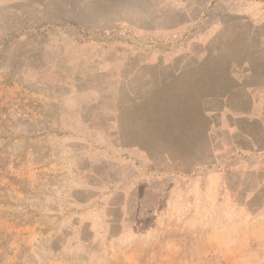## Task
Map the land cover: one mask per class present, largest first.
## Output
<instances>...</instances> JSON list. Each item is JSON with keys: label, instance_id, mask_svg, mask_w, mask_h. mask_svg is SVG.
Instances as JSON below:
<instances>
[{"label": "rangeland", "instance_id": "rangeland-1", "mask_svg": "<svg viewBox=\"0 0 264 264\" xmlns=\"http://www.w3.org/2000/svg\"><path fill=\"white\" fill-rule=\"evenodd\" d=\"M71 4L51 93L0 47V264H264V0Z\"/></svg>", "mask_w": 264, "mask_h": 264}, {"label": "crops", "instance_id": "crops-1", "mask_svg": "<svg viewBox=\"0 0 264 264\" xmlns=\"http://www.w3.org/2000/svg\"><path fill=\"white\" fill-rule=\"evenodd\" d=\"M70 12L71 0H0V47L7 46L6 55H14L22 62L25 82L31 84L38 93H51V45L55 44L57 38L77 40L81 37L77 27L67 24ZM20 47L27 49L21 50ZM249 78L247 76L236 79L225 76V85L221 89L224 94L222 108L230 110L226 117V124L230 127L235 121L231 112L249 109L253 104L249 96V88L252 85L247 81ZM253 78L257 80L258 75L252 76ZM228 131L230 138L225 148L231 159L242 151V141L232 140L236 133L230 129ZM90 185L89 183V188ZM95 188L96 196L100 188ZM103 196L102 194L100 198ZM84 236L79 235L76 239L69 235L67 239H74L70 245L82 248L90 245ZM68 244L65 237L56 236L51 240L54 252L61 251Z\"/></svg>", "mask_w": 264, "mask_h": 264}]
</instances>
